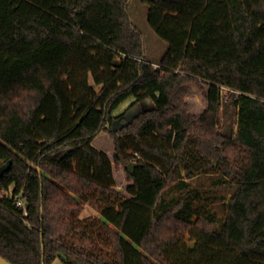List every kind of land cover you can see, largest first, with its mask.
<instances>
[{
	"label": "trees",
	"instance_id": "16d2710c",
	"mask_svg": "<svg viewBox=\"0 0 264 264\" xmlns=\"http://www.w3.org/2000/svg\"><path fill=\"white\" fill-rule=\"evenodd\" d=\"M131 2L0 0V256L264 264V0H143L168 43L158 67ZM73 59L95 85L79 83L82 96L63 79ZM194 86L207 104L199 114L188 100ZM223 87L234 91V112L221 126ZM130 99L154 106L129 121L123 113L115 127ZM102 133L110 149L95 144ZM214 173L236 181L220 226L191 201L164 205L178 178ZM83 202L101 217L82 218Z\"/></svg>",
	"mask_w": 264,
	"mask_h": 264
},
{
	"label": "rangeland",
	"instance_id": "374dc122",
	"mask_svg": "<svg viewBox=\"0 0 264 264\" xmlns=\"http://www.w3.org/2000/svg\"><path fill=\"white\" fill-rule=\"evenodd\" d=\"M130 12L134 24L144 35L148 61L154 63L158 67V63L168 50V43L160 39L149 26V6L145 4L143 0H132ZM72 68L74 69L72 75H67L63 79L64 81L70 82L69 84L72 92L82 96L84 95V88L81 86L82 84L79 85V83H84L85 79H87L90 86L94 87L95 85L90 74H88L77 59L71 61V69ZM71 80H74V83L76 84L71 83ZM98 91H100L99 88ZM233 94V90H229L226 87L222 88V100L219 110V118L222 122L221 126L226 125L227 122H231L232 113L234 112V106L232 103ZM188 100L191 104V112L194 114L202 113L207 107L202 90L197 86L193 87V93L188 97ZM134 101V99L128 100L114 112V117H117L114 123L115 127H120L122 125V121L118 117L123 113L124 118L129 121L142 110L150 109L154 106L153 102L150 100L139 104H134ZM103 134L106 135L105 133H102L99 142L97 141L95 144L100 148L110 149L109 146L103 143L100 144L101 140L105 139ZM125 175L123 169H121L120 174L117 176L118 189L121 191H124L127 184ZM235 187L236 181L233 180L232 177H227L220 173L203 174L193 179L184 177L181 179L178 178L175 182H172L164 191L162 199L164 205L167 204L170 206L179 200H182L183 203L191 201L193 207L199 208L202 213L205 211L212 212L215 215L217 226H220L227 215V202L235 190ZM83 206L84 208L81 213L82 218L101 217L98 208L93 207L89 202H83ZM197 218V216H194L192 222L196 221ZM110 227L115 228L114 225H110ZM185 237L190 244L191 241L189 240L188 235ZM56 261V263L54 262L55 264H64L60 259Z\"/></svg>",
	"mask_w": 264,
	"mask_h": 264
},
{
	"label": "built area",
	"instance_id": "2783aa9c",
	"mask_svg": "<svg viewBox=\"0 0 264 264\" xmlns=\"http://www.w3.org/2000/svg\"><path fill=\"white\" fill-rule=\"evenodd\" d=\"M137 157H139L138 154ZM15 206L17 209L22 211V218L25 220V218L29 215L25 200H23L19 196L15 197Z\"/></svg>",
	"mask_w": 264,
	"mask_h": 264
},
{
	"label": "water",
	"instance_id": "95a60500",
	"mask_svg": "<svg viewBox=\"0 0 264 264\" xmlns=\"http://www.w3.org/2000/svg\"><path fill=\"white\" fill-rule=\"evenodd\" d=\"M10 162L7 163V165H5V167L2 169V173H5L7 171H9L10 169ZM135 166V163L134 162H131L127 165V168L133 172V168ZM0 264H12L11 262H9L8 260H6L5 258H3L2 256H0Z\"/></svg>",
	"mask_w": 264,
	"mask_h": 264
},
{
	"label": "crops",
	"instance_id": "0c3cea01",
	"mask_svg": "<svg viewBox=\"0 0 264 264\" xmlns=\"http://www.w3.org/2000/svg\"><path fill=\"white\" fill-rule=\"evenodd\" d=\"M145 102H148V101H145ZM57 260H59V259H57ZM56 262H57V261H56ZM56 262H55V263H56ZM55 263H54V264H55Z\"/></svg>",
	"mask_w": 264,
	"mask_h": 264
}]
</instances>
